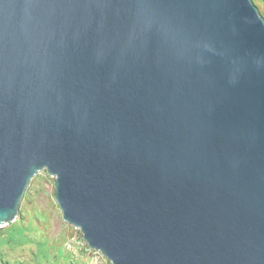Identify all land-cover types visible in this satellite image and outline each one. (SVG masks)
Instances as JSON below:
<instances>
[{"label":"water","instance_id":"obj_1","mask_svg":"<svg viewBox=\"0 0 264 264\" xmlns=\"http://www.w3.org/2000/svg\"><path fill=\"white\" fill-rule=\"evenodd\" d=\"M43 169L111 264H264L258 7L0 0V228Z\"/></svg>","mask_w":264,"mask_h":264},{"label":"rangeland","instance_id":"obj_2","mask_svg":"<svg viewBox=\"0 0 264 264\" xmlns=\"http://www.w3.org/2000/svg\"><path fill=\"white\" fill-rule=\"evenodd\" d=\"M0 264H111L63 221L54 178L43 169L29 181L12 223L0 228Z\"/></svg>","mask_w":264,"mask_h":264},{"label":"trees","instance_id":"obj_3","mask_svg":"<svg viewBox=\"0 0 264 264\" xmlns=\"http://www.w3.org/2000/svg\"><path fill=\"white\" fill-rule=\"evenodd\" d=\"M252 1L258 7L260 14L264 18V0H252Z\"/></svg>","mask_w":264,"mask_h":264}]
</instances>
